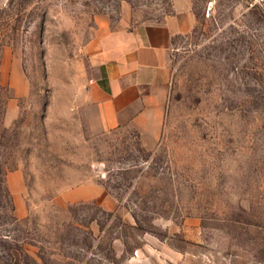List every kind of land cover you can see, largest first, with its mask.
<instances>
[{"label":"rangeland","instance_id":"1","mask_svg":"<svg viewBox=\"0 0 264 264\" xmlns=\"http://www.w3.org/2000/svg\"><path fill=\"white\" fill-rule=\"evenodd\" d=\"M182 10L158 142L94 127L97 16ZM0 79V264H264V13L248 0H0ZM90 177L115 211L59 202Z\"/></svg>","mask_w":264,"mask_h":264},{"label":"crops","instance_id":"2","mask_svg":"<svg viewBox=\"0 0 264 264\" xmlns=\"http://www.w3.org/2000/svg\"><path fill=\"white\" fill-rule=\"evenodd\" d=\"M191 27L192 19L183 10L158 21L135 25L125 20L114 23L106 15L97 16L84 45L92 74L82 98L94 127L101 131L130 127L140 132L148 147L158 142L172 79L171 51L176 38L188 33ZM17 178L18 171L10 176L12 187ZM15 200L21 215L18 194ZM58 200L94 201L107 211L118 208L117 201L93 177L64 188Z\"/></svg>","mask_w":264,"mask_h":264},{"label":"trees","instance_id":"3","mask_svg":"<svg viewBox=\"0 0 264 264\" xmlns=\"http://www.w3.org/2000/svg\"><path fill=\"white\" fill-rule=\"evenodd\" d=\"M0 88H4L3 84L1 83V79H0ZM8 129L4 126H0V146L5 147L6 143H4L5 140H7V136H8ZM13 153V152H12ZM8 164V162H5V166ZM13 167H6L5 169V174L7 175L9 173V171H12ZM7 194L10 197V193L7 190ZM11 203V202H10ZM12 205V204H11ZM12 209H13V205H12ZM13 220H17L16 218L13 217Z\"/></svg>","mask_w":264,"mask_h":264},{"label":"built area","instance_id":"4","mask_svg":"<svg viewBox=\"0 0 264 264\" xmlns=\"http://www.w3.org/2000/svg\"><path fill=\"white\" fill-rule=\"evenodd\" d=\"M251 8L259 9L264 13V0H248Z\"/></svg>","mask_w":264,"mask_h":264}]
</instances>
